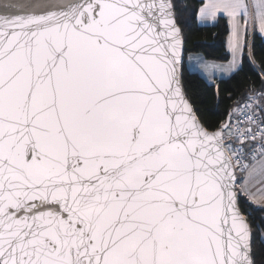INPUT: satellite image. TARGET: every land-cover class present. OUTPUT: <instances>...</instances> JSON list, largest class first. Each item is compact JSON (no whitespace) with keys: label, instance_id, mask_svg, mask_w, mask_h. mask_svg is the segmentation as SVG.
<instances>
[{"label":"snow or ice","instance_id":"snow-or-ice-1","mask_svg":"<svg viewBox=\"0 0 264 264\" xmlns=\"http://www.w3.org/2000/svg\"><path fill=\"white\" fill-rule=\"evenodd\" d=\"M226 14L232 67L264 0ZM174 0L0 10V264H254L241 196L264 194V94L210 129L185 92Z\"/></svg>","mask_w":264,"mask_h":264},{"label":"trees","instance_id":"trees-1","mask_svg":"<svg viewBox=\"0 0 264 264\" xmlns=\"http://www.w3.org/2000/svg\"><path fill=\"white\" fill-rule=\"evenodd\" d=\"M177 25L184 41V58L198 53L206 60L225 62L229 58L225 39L228 24L219 17L213 25L199 26L196 13L203 0H174ZM240 67L228 78L208 84L196 73H189L183 64L182 83L185 92L201 120L215 129L225 122L229 112L248 100L249 96L264 92V40L252 34L245 48ZM240 207L252 234L251 251L254 264H264V208L241 196Z\"/></svg>","mask_w":264,"mask_h":264},{"label":"rangeland","instance_id":"rangeland-1","mask_svg":"<svg viewBox=\"0 0 264 264\" xmlns=\"http://www.w3.org/2000/svg\"><path fill=\"white\" fill-rule=\"evenodd\" d=\"M206 2H207V0H205V3ZM202 6H200L198 8V11L196 13V21H197V24L199 26H206L207 25V19H201L200 18L199 9ZM223 15H225L224 17H226L228 19L226 14H223ZM217 20L215 21V23L217 22ZM210 25H213V24H210ZM256 31L260 35V36L259 35L258 36L264 40V34L260 33L258 28L256 29ZM251 32L254 33L253 31H250L249 34L247 35L246 39L248 37H250V35L252 34ZM230 37H231V26L229 24V37L227 40L228 44H227V49H226L228 54H229V58L227 61H225V62L209 61V60H206L201 54L190 53V54H187L184 58L185 69L189 73L198 74L208 84H215L214 78H216V80L228 78L230 75H232L240 67V64H241V63L239 64V61H238V67L233 68L231 66L233 57H232L231 49L229 46ZM247 42H249V39L247 40Z\"/></svg>","mask_w":264,"mask_h":264},{"label":"crops","instance_id":"crops-1","mask_svg":"<svg viewBox=\"0 0 264 264\" xmlns=\"http://www.w3.org/2000/svg\"><path fill=\"white\" fill-rule=\"evenodd\" d=\"M205 3V0H203V3H202V5ZM201 5V6H202ZM225 15H219L218 17H217V19L219 18V17H223V18H225L226 19V21H227V24H228V36L226 37V39H225V44H226V49H227V40H228V37H229V21H228V19L226 18V17H224ZM216 19V20H217ZM216 20H212V19H207V25H210V24H214L215 23V21ZM254 33H252V34H257V35H259L258 33H257V31L255 30V31H253ZM252 34L250 35V37L252 36ZM260 36V35H259ZM250 37H248L247 38V40L248 39H250ZM248 44H249V42H248ZM241 62L239 61V64H240ZM184 67H185V64H184ZM215 80H214V82L216 81V78H214ZM261 94H264V92H262V93H259V94H256V95H254L253 97H259ZM252 196L251 197H249V196H243V197H246L252 204H254L255 206H257V207H260V208H264V194H262V193H259V192H257L256 191V188L255 187H253L252 188Z\"/></svg>","mask_w":264,"mask_h":264},{"label":"water","instance_id":"water-1","mask_svg":"<svg viewBox=\"0 0 264 264\" xmlns=\"http://www.w3.org/2000/svg\"><path fill=\"white\" fill-rule=\"evenodd\" d=\"M25 2H26V0H0V10L3 9V6L5 4H22ZM181 36H182V32H181ZM182 39H183V36H182ZM183 64H184V41H183V58H182V63H181V68H180L181 73H182ZM227 118H228V115H227L225 121L227 120ZM251 238H252V234H251Z\"/></svg>","mask_w":264,"mask_h":264},{"label":"built area","instance_id":"built-area-1","mask_svg":"<svg viewBox=\"0 0 264 264\" xmlns=\"http://www.w3.org/2000/svg\"><path fill=\"white\" fill-rule=\"evenodd\" d=\"M245 102H249V101H248V100H246V101H244V102H243L241 105H239V106H241V107H242V106H243V104H244Z\"/></svg>","mask_w":264,"mask_h":264}]
</instances>
